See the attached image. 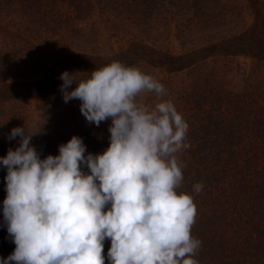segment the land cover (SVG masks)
<instances>
[{"label":"trees","instance_id":"trees-1","mask_svg":"<svg viewBox=\"0 0 264 264\" xmlns=\"http://www.w3.org/2000/svg\"><path fill=\"white\" fill-rule=\"evenodd\" d=\"M3 40L22 65L3 75L11 60L0 49V157L19 146L8 136L24 126L37 132L31 145L41 159L59 155L73 136L83 138L85 155L103 153L111 118L89 125L80 100L60 102V76L75 73L79 82L114 61L135 66L167 90L137 101L154 108L171 100L189 124L177 192L197 205L191 234L202 244L194 259L264 264V0H0ZM27 64L37 71L23 70ZM6 175L0 164L5 259L16 247L3 217ZM110 246L106 240L105 264Z\"/></svg>","mask_w":264,"mask_h":264},{"label":"clouds","instance_id":"clouds-1","mask_svg":"<svg viewBox=\"0 0 264 264\" xmlns=\"http://www.w3.org/2000/svg\"><path fill=\"white\" fill-rule=\"evenodd\" d=\"M60 79L64 102L80 100L89 125L111 118L110 145L85 155L83 138L73 136L59 155L41 159L31 145L37 132L11 130L8 139L19 137V146L0 164L7 169L3 217L16 247L0 264H105L106 240L110 264H199L202 242L191 234L197 205L177 192L187 166L177 153L191 147L189 124L171 100L154 108L137 101L142 93L162 97L165 86L119 61L86 80L68 71Z\"/></svg>","mask_w":264,"mask_h":264},{"label":"rangeland","instance_id":"rangeland-1","mask_svg":"<svg viewBox=\"0 0 264 264\" xmlns=\"http://www.w3.org/2000/svg\"><path fill=\"white\" fill-rule=\"evenodd\" d=\"M165 35V34H164ZM163 35V36H164ZM100 43H101V47L103 46L104 49H107V45L105 43H103V41L100 40ZM0 49H1V53L3 54L4 51H7L8 53L6 54V61H10L11 60V63L9 64L10 67L8 68V70H5V72L3 73V75H5L6 73H9L12 71V69H14V66L15 67H20L22 64L20 62V60L16 59L17 58V53H14V50L16 49L14 46L12 45H9L6 40H3L0 42ZM37 67H34V66H31L30 64H27L23 70H28L30 72L33 73V71H37ZM10 70V71H9ZM22 70V71H23ZM9 71V72H8ZM146 72V71H145ZM42 73H37V74H33L31 76L32 79L34 78H38V77H41ZM63 100V101H62ZM60 102H64V99L63 97L60 98ZM68 103V102H67ZM67 105V104H66ZM64 107H60V109H64Z\"/></svg>","mask_w":264,"mask_h":264}]
</instances>
